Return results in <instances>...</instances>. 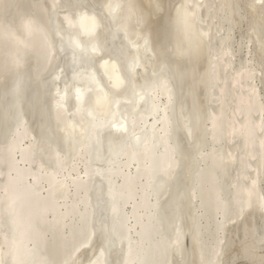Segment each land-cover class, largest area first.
I'll use <instances>...</instances> for the list:
<instances>
[{"label": "bare ground", "instance_id": "bare-ground-1", "mask_svg": "<svg viewBox=\"0 0 264 264\" xmlns=\"http://www.w3.org/2000/svg\"><path fill=\"white\" fill-rule=\"evenodd\" d=\"M93 1L98 5L99 14L88 10H82L80 12L78 11L75 17L60 13V5L58 4V6L57 3L52 1L53 3L50 5L51 7H49L52 15L51 21L53 20L54 15H57L56 19L60 21V25L55 27V37L52 33L53 38L50 39L49 34H46L43 30L41 32L40 30H37L35 31L36 33L33 32L29 34L26 40H12L11 50L13 51L12 59L14 58L15 60V66L13 67L14 70L16 67L18 68V71L25 67L26 59H29L30 56L29 51H33V53H31V59L32 56L36 58V56L40 54L39 58H42V66H39V71L35 72L37 76H40L41 78L43 77L42 80L45 77L40 90L44 89L46 95L44 93L40 97L41 99H38V97L36 98L41 100V102L45 99V103L43 102L42 105H46L45 110H47L48 113L46 116L48 122L46 121V124L49 125L48 130H50L49 134L53 138V142L56 141L63 145L65 149H69L67 153L72 151V156L67 157L70 161H68L67 158L60 157L57 152L53 153V160L56 161V164H54L57 167L56 171L54 170L48 174L43 173L44 171L41 172V169L40 171H35V168H40L39 165L41 163L40 162L38 166L36 165V157L41 154H39L40 150L38 148L40 144L36 142L38 138L35 140V137L32 134L33 130L31 133L30 130H28L29 128L25 124L26 121H24V116L20 118L17 128L14 129L15 136L13 142L10 141V147L7 149L5 148L6 150L0 152L4 154L0 157V181L1 178H3V172H1V170L3 171L1 166L3 163L1 162H4L5 158L11 162L9 171L5 174L8 179L9 185L6 183L8 188L3 195L0 191V241L6 237L5 235H7L6 239H9L10 241V244L7 246H11L10 256L8 257H10L9 259H11L12 264H71L74 260L76 261H74V263H77V260H79L78 257L81 253L85 250L87 251V249L88 252H90L89 250H94V243L99 240H96V231L98 229L102 231L100 233L104 235L108 245L105 243L97 253L96 257L94 255L95 258L88 261L86 264H110V256L114 255V253H116L114 251H119L122 247V264H169V254L173 253L176 256H181L183 251V242L180 237H176L170 245L168 243L166 244L164 235L161 234L160 231V220L157 214L160 211V198L165 195L170 183V186L173 187L180 174V162L176 159L177 150L179 151L180 149L179 143L187 155L191 154L192 146L190 145V140L192 139V136L193 138L196 137V134L193 133L190 126L186 125L187 123L185 124L184 117L180 118L179 113L176 112L177 104L175 96L178 91H181V89H179L180 87L178 86L179 90L177 91L176 86L172 87L168 84L166 77L163 80L159 79L160 81L157 77L160 72L168 71V68L173 70V68L170 67L171 64L169 65L168 63L169 61L166 60L169 59L166 58L168 55H164L166 53H164L160 46V38H162L160 36L162 35L165 25H169L174 36V38L172 37L173 40L175 39V43L173 44V48L175 49L174 57L179 61H185L189 55H192L193 49L195 47L197 48L199 45L198 41L203 42V40L208 39L207 36L204 35L205 31L204 33L201 31L202 26L200 27V25L203 23V20L200 17V10L198 11L200 8L196 9L194 7L196 4L193 3V0H179L177 3H175V0H171L170 2L174 1L175 5L172 3V8L167 11H164L165 4H169V1L166 2L167 0ZM258 1L260 0L254 2V6ZM4 5L6 4L4 3ZM87 7H89V5ZM88 9L90 10L91 7ZM113 12L115 13L114 16ZM62 21H64V24L67 27L69 26L72 28L71 32H67V27H65ZM80 26L81 28L83 27L87 30L91 29L95 32L90 38H82L79 31ZM167 26L165 29L168 28ZM50 28L52 30L55 29L54 27V29L52 27ZM200 38L201 40H199ZM68 40L76 43L74 49L83 54H87L88 52V54H90L89 57L81 60V58L77 57L75 54L67 52L64 48V43ZM45 49L46 51L48 50L47 54H43L45 53ZM110 50H113L111 55L114 56H108V54H105V52H110ZM198 50H200V47ZM195 52L196 49H194L193 52V59H195ZM207 52H209V50ZM205 54L207 53L205 52ZM78 56L82 57L81 55ZM208 56L210 55H207L206 57ZM190 57L191 56L188 58L190 59ZM199 58L200 57L198 56V60ZM89 65L90 70L88 67ZM31 66L33 65L31 64ZM129 68L133 70L132 74H128L127 70ZM180 68L183 69V63ZM63 70L66 72H63ZM175 70L176 69L174 68L173 75L175 74L177 77L178 75L176 73H178L179 69H177L178 71L176 70V72ZM183 70H186V68ZM257 71L258 70L256 69V72ZM96 72L98 73L97 77L94 75ZM64 73V85H61L60 80ZM21 74L23 75L24 73ZM184 75L186 77V74ZM24 76H20V73L18 72L17 78L15 76V86L20 85L21 83L23 88L24 82L29 78H25ZM35 76L33 77V80L36 81ZM182 77L183 80H180V78L178 80L177 78L180 83L176 80V84L183 85V87L186 84L185 87H188L187 83L181 84V82H186L187 79L184 76ZM174 79L176 78L174 77ZM251 81L253 80L251 79ZM6 88H8V86H6ZM14 90L16 89H13L12 91ZM37 91L36 93H38ZM251 91L254 93L253 89ZM17 93L14 94L16 95ZM36 93L34 91V94ZM144 95L148 96V98H144ZM17 97L15 100L19 99L21 96ZM161 97L162 99L165 98L166 101L162 107L159 105ZM29 98L31 97L29 96ZM87 98L88 101L84 113L83 107ZM25 99L27 98L25 97ZM20 101L18 102V105H20ZM31 102V104L36 103V101ZM41 102L39 101L40 104L38 105L42 106ZM251 102H253L252 105L254 107L258 108V106H255L256 104L254 105V101ZM21 103L24 104L23 101ZM258 104H260V102H258ZM11 105L13 106V104ZM26 105L27 103L25 106ZM245 105V107L249 106L248 104ZM252 105L245 110V112L247 111L246 115L248 118L249 113L253 112L250 111V108L253 107ZM261 105L263 107V104ZM17 107L20 108V106ZM198 107L200 108L201 105ZM9 108L12 107L10 106ZM18 110L16 111L20 114L21 110ZM185 110L186 109H184V111ZM33 111H35V109H33ZM256 111L261 112L262 110L258 109ZM240 113L241 112L238 114ZM45 114L43 115L45 116ZM34 116L35 115L32 117ZM259 116H261V114ZM178 117L181 122V127L177 124L178 120L176 119ZM220 118L218 120L215 118L211 124V131L213 135L216 136V139L212 142L216 144L220 142V139L217 137H221L219 134L223 123L219 121ZM150 119H153V123L151 124H149ZM241 119H243V117ZM247 122L245 125H247ZM126 123L130 124L131 128L129 130H127ZM4 124L7 125L8 123L6 124L5 122ZM259 125H261V123ZM262 126L252 129L253 132L249 131L250 135L252 134V137L246 134L248 131L247 129H244V131L247 132H243L246 136H249H247L248 139H246L247 143L250 138H253L254 133L256 134L258 131L264 130ZM110 127L113 129L109 134H101L104 129ZM242 128H239L238 126V129L232 132L231 135H242V133H240V131L242 132ZM46 135L48 136L47 133ZM258 135L259 134H257V137ZM258 139L259 138L255 140ZM28 140H30L32 144L25 148L24 144L28 142ZM173 140L175 142L174 144ZM250 143L251 141L249 142V145ZM42 148L43 146H41V149ZM106 148L108 149L107 151ZM247 150H249V147ZM158 151H160L159 155ZM19 155H21V159H18V157H20ZM211 155H208L209 157L203 156L202 158V161L206 163L205 165L207 168L196 173L197 179L195 181L196 185H194L193 192L194 195L199 194V198L201 195L203 196V198H200L204 204H201V207L206 208L207 214L211 213L213 215L212 210H214V212L218 210L219 213L221 212L224 216L223 219H226L229 215L228 209L231 206L229 205L231 202H225L222 199L220 200V191L218 188L219 181L217 180L220 179L222 173L219 175L216 172L217 168L220 167L218 165L220 161L217 156H214L215 154ZM253 158L251 159L253 160ZM122 159H126L127 162L120 163ZM234 159L235 158H233V160ZM240 160L241 162L243 161L241 158ZM79 162L85 164L86 169L84 173H78ZM135 162L138 165L135 173L129 175L122 172L123 168L129 169ZM65 169H68V174L64 173L65 175L62 176V181H59V179H57L58 172H62L63 174ZM74 171H77L78 173L76 177L72 174ZM13 172H15V174ZM120 176L123 177V182L121 185H117L116 179ZM33 177L35 180L31 181ZM256 178L255 180H257ZM142 179L145 181L144 183H141ZM44 183H48L50 186V189H47V194L43 193ZM159 183H162V185H159ZM63 185L67 188L65 191L69 190V192L71 190L70 188L73 187L76 194L84 190V198L78 201L82 202L83 209L78 211L75 204L69 205L68 201H64L65 203L62 204L60 203L62 196H65L60 192L62 191L61 189L65 188H59L61 191L57 196L59 199L61 198L60 200L54 198L56 194L54 195L53 192L57 191V188L62 187ZM139 185H141V201L135 203L132 215L131 217H128L124 214V206L129 203V200L134 199L133 197L136 194ZM255 189V187H249L247 189L249 191L246 190V197L240 206L241 210L239 211H245L254 205V201L252 200L256 195ZM69 192H67L68 195ZM67 193L65 192V194ZM60 194L61 197L59 196ZM151 194L155 195V202H150ZM65 200H67V195ZM212 207L214 208L212 209ZM210 210L212 212H210ZM151 212L154 213L151 214ZM207 214L205 212V216ZM50 215H52L51 220L49 218ZM131 218L134 220L133 226L129 224V219L131 220ZM206 219H208L207 216ZM208 221L210 222L211 220L208 219L207 222ZM223 224H225V222L218 225V231L223 228ZM66 225L68 226L70 233L68 237H66L67 235L65 234V236H63L64 238L57 243V246L55 244V247L51 244L50 237L56 239L57 237L59 238L61 235H64L63 231L65 230ZM208 226H210V224H207V227ZM136 227H139V229ZM207 227H205V232L209 230H207ZM4 228L7 229L8 234H3L5 232L3 231ZM133 230L138 237H133ZM202 234V228H198L196 233L192 236L193 244L199 253L204 255L206 249L209 247L205 245L206 242L202 244L204 241L200 243V240L204 239H201ZM79 237L83 239L80 242L76 240ZM73 241L75 244H72L73 249L70 255L62 260V262H54V253L61 248L66 249V244L71 246L69 243ZM114 241L116 244H114ZM59 246L61 248H59ZM4 247V244H2L0 248V264H3V257H5L3 256V252L5 251L3 250ZM205 247L207 248L205 249ZM54 248L56 249L55 251H53ZM6 249L8 248L6 247ZM111 251L113 254H111ZM5 253L8 252L5 251L4 254ZM86 253L87 252H85V254ZM7 255H9V253ZM118 255L121 254L119 253Z\"/></svg>", "mask_w": 264, "mask_h": 264}, {"label": "rangeland", "instance_id": "rangeland-1", "mask_svg": "<svg viewBox=\"0 0 264 264\" xmlns=\"http://www.w3.org/2000/svg\"><path fill=\"white\" fill-rule=\"evenodd\" d=\"M52 1L57 3V5L59 4L60 6L59 5L58 6L61 7L59 8L60 13L62 14L64 13L67 16L75 17L78 11L80 12L82 10H88V11L96 12L99 14L98 5H96V2L93 0H59V1L52 0ZM52 1L51 0H1L0 1L1 3L0 4V29H1L0 30V37H1L0 38V59H1L0 61V110H1L0 111V144H1L0 152L10 147L11 142H13V139L15 136L14 129L17 128L18 123L20 122V118L25 116L24 121L28 123L27 124L25 122V124L29 128L28 130H30V133L33 130L32 134L35 137V140H37L38 138L36 142L40 144L38 148L40 150L39 154L41 153L40 154L41 156L37 155L36 165L38 166V164L41 162L40 165L42 164L43 166L39 165L40 168L38 167L35 168V171H40L41 169V172L44 171L43 173H46V174L53 172L54 170L55 171L57 170L56 165H54L56 164V161L53 160V153L57 152V154H59L60 157L67 158L68 156H72V151L67 153L69 149H65L63 145H61L60 143L56 141L53 142V138L49 134L50 133V130H48L49 125L46 124V121L48 122V120L46 119V116L48 115V113H47V110H45L46 105L44 106L42 105L45 99L43 102H41V100H38V99H41L40 97L44 93L46 95V92H44V89L40 90L41 85H43L42 83L45 80V77L42 80L43 77L41 78L40 76H37L35 72V71H39L40 67L42 66L41 65L42 58L41 57L39 58L40 54L38 53L39 55L36 56L37 60L34 56H32V59H31L30 58L31 53H33V51L32 52L29 51L30 56H29V59L28 58L26 59L25 67L23 66L24 68H21L23 71L22 72L21 69L18 71L17 67L15 68V70L13 68L15 66V60L14 58L12 59L13 51L11 49H12L13 39L14 40L15 39L26 40L29 34L37 30L38 31L40 30V32L43 30L46 34H49L50 39L53 38V36L55 37V34H54L56 30L55 27L60 25V21L56 19L57 15H54L53 20L51 21L52 15L50 13L49 7H51L50 5H52L53 3ZM170 1L171 0L166 1L169 3L168 4L169 7L168 5L165 4L164 11L170 10L172 8L171 7L172 3L173 5H175V3H177V1L179 0H175L176 1L175 3L174 1L172 2ZM193 1H194L193 3L196 4L194 7L196 9L200 8L198 9V11L200 10L199 12L202 14V15L200 14V17L203 20V23H201L200 25V27L202 26L201 31L203 33L205 31L206 34L204 33V35L207 36L208 38L206 40L202 39L203 42L198 41L199 45L197 46V48L196 47L194 48L196 49V52L194 54L195 59H193L192 57L193 52H194L193 48H192L193 49L192 55H189L191 56L190 59L188 58L189 56L185 59V61L188 64L184 60L179 61L174 57L175 49L173 48L174 47L173 44L175 43V39L173 40L174 36L172 34V31L170 30L169 25L164 26V30L162 31V35L160 36L162 37L160 38L161 49L164 51V53H166L164 54L165 56L168 55L166 58H169V59H166V60L169 61L168 63L169 65L171 64L170 67H172L173 70L172 69L170 70V68L167 67L168 71L160 72L157 78L158 80L159 79L163 80L166 77V81H168V84H170L172 87L176 86L177 91L179 89L183 91V92L178 91L176 93V96H175L176 97L175 100L177 104L176 112L179 113L180 118L184 117L183 119H185L184 120L185 124L187 123L186 125L190 126V128H192L193 130V133L196 134V137L193 138L192 136V139L190 140L191 142L190 145L192 146L191 154L187 155L186 152L183 150L181 144L179 143L180 149L179 151L177 150L176 159L177 161L180 162L179 164H180L181 170H180V174L178 175V178L175 184L173 185V187L170 186L171 185L170 183L168 190L165 192V195L162 196L159 200L160 211L157 215L159 216V220H160V231H161V234L164 235L166 244L168 243L169 245L171 242L175 240L176 237L182 238V242H183L182 254L181 256H176L173 253L169 254V258H168L169 264H264V248H263L264 247V204H262L264 203V169H263L264 168V152H263V149H264V143H263L264 142V130H263L264 129V125H263L264 124L263 123L264 122L263 121L264 120V114H263L264 113V0L258 1L259 3L257 2L256 4L257 6L256 5L254 6V2L256 0H202V1L193 0ZM4 3L6 5H4ZM88 5L89 7H87ZM90 7L91 9L89 10L88 8ZM62 22L64 24V21ZM50 23L52 24V26ZM166 26L168 28L165 29ZM50 27L52 28L54 27L55 29L53 28L54 30H52ZM65 27L67 26L65 25ZM52 33H53V36H52ZM199 40H201V38ZM199 47H200V50H198ZM207 49L209 50V52H207L208 51ZM47 51L45 49V53L43 54H47L48 53ZM112 51L113 50H110V52H105V54H108V56H110ZM205 52L207 54H205ZM207 55H210V56L206 57ZM111 56H114V55H111ZM198 56L200 57L199 60H198ZM28 62L31 63L33 66H31V64H29ZM182 63H183V69L186 68V70H183L182 68H180V66L182 67ZM214 64H215V67H214ZM174 68L176 70L179 69V71L177 70L178 73H176L178 75L177 77L175 74L173 75ZM256 69L258 70L257 72H256ZM181 71H184L185 73ZM18 72L20 73V76L25 75L24 76L25 78L29 77L28 78L29 80L27 79L26 82H24L25 80L23 79L24 84L27 83L26 85L23 84V88L20 82H19L20 85L15 86ZM21 73H24V74L22 75ZM183 73L186 74V77ZM180 74L184 76L185 78H187L186 82H181V84L187 83L188 87H185L186 84L184 87L183 85H180L178 83L176 84V80L179 76H180L179 77L180 80H183V77ZM33 75L35 76L36 81L33 80V77H34ZM174 77L176 79H174ZM247 77H248V80H247ZM251 79L253 81H251ZM178 82L180 83V81ZM245 82H246V85H245ZM4 85L8 86V88H6V86ZM3 86H4L5 91L3 89ZM178 86L180 87L179 89H178ZM245 86H247L248 88ZM186 88H187V91H186ZM13 89H16V90L12 91ZM252 89L254 90V93L253 91H251ZM18 90L19 91L21 90V91L19 92ZM34 91L35 93L36 91L38 93L34 94ZM14 93H17V94L15 95ZM35 95H38V96H35ZM17 96L19 97L21 96L20 97L21 99L19 98L21 101L19 99L15 100ZM29 96L31 98H29ZM25 97L28 100L25 99ZM36 97H38V99ZM11 98H14V99H11ZM160 100L162 102L160 101L159 105L160 107H162L166 101H165V98L162 99V97ZM19 101H20L19 103L20 105H18ZM22 101L24 104L21 103ZM31 101H34V102L36 101L37 104L34 102H33L34 104H31L32 103ZM39 101L41 102L42 106L38 105L40 104ZM251 101H254V105L256 104L255 106H258V108L254 107L252 105L253 102ZM257 101L260 102V104H258ZM26 103L27 105L25 106ZM11 104H13L14 107ZM245 104H248L249 106L250 105L253 106L252 107L253 110L252 108H250L251 109L250 111H253V112L252 113L248 112L249 118L246 115L247 111L245 112L246 108L249 106L245 107L246 106ZM261 104H263V107ZM36 105L38 108L36 107ZM200 105L201 107L199 108L198 106ZM10 106L12 108H9ZM17 106H20V108L21 107L23 108L20 109ZM183 107L187 111L186 110L184 111ZM16 108L20 109L21 111ZM33 109H35V111H33ZM258 109H261L262 111L257 112L256 110ZM16 110L20 111V114ZM239 112L241 113L238 114ZM43 114H45V116ZM257 114L259 115L261 114V116ZM33 115L35 116L32 117ZM242 117L243 119H241ZM215 118L217 120L220 118L219 121L223 123L222 129L219 134V136H221L222 138L217 137L220 139V142L217 143L218 145L216 143H213L214 140L216 139V136L213 135L211 131L212 130L211 124ZM176 120H178L177 124H181L179 117ZM5 122L6 124L7 123L8 124L5 125L4 124ZM246 122H247V125H245ZM39 123H40V126H39ZM151 123H153V119L149 120V124ZM260 123L261 125H259ZM238 126L239 128L243 127L242 132L240 131L242 135L241 134L240 135L238 134L237 136L236 135L233 136L234 134L231 135L232 132L238 129ZM258 126H262L263 131L260 130L258 131V133L256 134L254 133L253 138L252 139L250 138L247 143L246 142L247 141L246 139H248L247 136L252 135V134L250 135L249 131L253 132L252 129ZM39 129L41 130V132ZM244 129L245 130L247 129L248 133H246L247 131L245 132ZM243 131L248 135L246 136V134ZM45 132L48 134V136L46 135ZM257 134H259L258 137H257ZM46 136L49 137L50 139L47 138ZM45 137L47 138V140ZM257 138L259 139L255 140ZM250 141L251 143L249 145ZM174 143L175 142L173 140V144ZM31 144H32L31 141L28 140V142L24 144L25 148L31 146ZM41 146H43L42 149H41ZM248 147H249V150H247ZM247 151H248V154H247ZM43 152L46 154H44ZM2 154L3 153H0L1 155L0 157L4 155ZM159 154H160V151H158V155ZM211 154H215L214 156H217V158H219V161H220L219 162L220 164L218 163L220 167H218L216 171L219 175L222 173L220 179L217 180L219 181L218 188L220 191V200L222 199L225 202L232 203V204L228 203L231 206L228 209L229 215H228V218H226L227 220L223 219L224 216L221 214V212L219 213L218 210H217L218 212L216 211L217 213L214 212V210H212L213 212L210 210V212H212L213 215L211 213H208L209 214L208 215L206 208L201 207L202 206L201 204L203 203L200 198H203V196L201 195V197L199 198L200 195L196 194L197 195L196 196L194 195V192H193V189L195 187L194 185H196L195 181L197 179L196 173L202 169L204 170V168H207L205 165L206 163L202 161V158L203 156L206 157ZM220 155L222 158L220 157ZM19 156L20 157H18V159H21V155ZM253 157H255L256 159ZM233 158L235 159L233 160ZM240 158L243 160L242 162ZM251 158H253V160ZM68 161H70V159H68ZM125 162H127L126 159H122L120 161V163H125ZM1 163H3L1 165L3 169V171L1 170V172H3V178H1V181H0V189H1L0 191L3 195L8 188L7 187L8 179L5 176V174L8 173L11 162L6 160L5 158L4 162H1ZM78 166H79L78 173H84L86 169L85 164L82 162H79ZM131 166L129 169L123 168L122 172L124 174H129V175L135 173L138 167L137 163L135 162ZM231 168L232 170L233 169L234 170L232 171ZM236 170L239 172V174ZM67 171L68 169H65L63 171V174L62 172H58L59 174H58L57 179H59V181L60 180L62 181V176L65 174H68ZM13 173L15 174V172ZM78 173L77 171L72 172L74 177H76ZM255 178L257 180H255ZM143 179L141 183L145 182L144 181L145 179L144 180ZM33 180H35L34 177L32 178L31 181ZM122 182H123L122 176L116 179L117 185H121ZM159 185H162V183H159ZM63 186L58 187L57 188L58 190L53 192L54 195L56 194L57 196L59 192L62 190L60 193L65 195V196H62V199L64 197L63 201L61 198L60 200L58 196L57 197L55 196L54 198L60 200L61 202L60 201L59 202L61 204L67 201L69 205L75 204L78 211L83 209L82 202H78V201L84 198V190L76 194L73 187L70 188L71 190L69 192V190L65 191L67 188H65V185ZM139 186H138V190L136 189L137 191L133 197L134 199L129 200V203L126 206H124V211H125L124 214L128 217H131L132 212H133V206L135 205V203H138L139 201H141V185ZM249 187L256 188L255 189L256 195L252 200L254 201V205L245 211L244 210L239 211L241 210L240 206L242 205L246 197L245 192L249 191L247 190ZM59 188L60 189L65 188V189L59 190ZM2 189H3V192H2ZM47 189H50V186L48 183H44L43 193L47 194ZM65 192L66 193L69 192V195L68 193L65 194ZM66 195H67V200H65ZM59 196L61 197V194ZM152 196L150 197V202H155L156 197L154 194ZM213 208L214 207H212V209ZM209 209H208V212H209ZM64 211H65V208H64ZM205 212L207 214L206 216L208 217V219L211 220L210 222L208 221L209 223L207 222L208 219H206ZM153 213L154 212H151V214ZM49 218L51 220L52 215H50ZM97 219H98V216H97ZM69 222H70V219H69ZM224 222L226 225L223 224V228L218 231V225ZM129 224L133 226L134 220L132 218L131 220L129 219ZM207 224H210V226L207 227ZM66 227H65V230L63 231L64 235H61L59 238L57 237L56 239H54V237H50L52 245L55 246L56 244L57 246V243L61 241V239L64 238L63 236H65V234L67 235L66 237H68L70 230H68L67 225ZM205 227H207V230L209 229L206 232H205L206 230ZM198 228H202L203 234L205 232V234L204 235L202 234V237H201V239L203 238L204 239L200 240V243L204 241L202 244L206 242L205 245L209 247V248L205 247V249L207 248L209 250L206 249L207 252L205 251L204 255H201L199 251L197 250V248L195 247V245L193 244L192 235L196 233V230ZM137 229H139V227ZM3 231H5L3 233L5 235L7 233V229L4 228ZM100 232L102 231H100L99 229L96 231L97 233L96 240L97 239L99 240L97 241L95 240L96 241L95 243L93 242L95 244L93 247L95 248L93 251L89 250L91 254L90 252H88V249L87 251L85 250L83 253L79 255L78 257L79 260H77V263H74L75 260L73 261L74 264H83V263L86 264L88 261H91L92 259L96 257L97 253L101 250V248L103 247L105 243L108 245L106 238ZM5 236L6 237L4 239L2 237L3 240L0 241V242H3V243H0V248L2 244H4L5 247L3 248V250L8 252L9 255H7L8 253H5L7 255L6 256L4 254L5 251L3 252V256H5L3 257L4 259L3 264H12L11 259H9L10 257H8L10 256L11 246L10 247L7 246L10 244L9 243L10 241L9 239H6L7 235ZM99 236L101 239L99 238ZM133 237L134 238L138 237L134 230H133ZM76 240L80 242L83 239L79 237ZM69 244H71V246L66 244V249L65 248L63 249L59 246V248L61 249L58 248L59 250H57L54 253V260H55L54 262H57V261L62 262V260H64L66 257L70 255L73 249L72 244H75V243L73 241ZM114 244H116V242ZM6 247L8 249H6ZM122 248L119 251H114L116 253L110 256V260H109L110 264L111 263L112 264H122L123 262ZM55 250L56 249L54 248L53 251ZM85 252L87 253L85 254ZM119 253L121 255H118ZM111 254H113V252ZM84 259L85 260L87 259V260L85 261Z\"/></svg>", "mask_w": 264, "mask_h": 264}, {"label": "water", "instance_id": "water-1", "mask_svg": "<svg viewBox=\"0 0 264 264\" xmlns=\"http://www.w3.org/2000/svg\"><path fill=\"white\" fill-rule=\"evenodd\" d=\"M115 15V13L113 12V16ZM79 31H80V35H81V37L82 38H85V39H87V38H90L93 34H94V30H87V29H84L83 27L81 28V26L79 27ZM71 30H72V28L71 27H67V32L69 33V32H71ZM64 48H65V50L67 51V52H69V53H73V54H75L77 57H79V58H81V60L82 59H86V57L88 58L89 57V55L90 54H88V52H87V54H83L82 52H79L78 50H76V49H74V46H76V43L75 42H72V41H67V42H65L64 43ZM79 53H81V54H79ZM78 55H81L82 57H80V56H78ZM89 67V70H90V65L88 66ZM128 71V74H132L133 73V70H131L130 68L127 70ZM63 72H66L65 70H63ZM96 77L98 76V73L96 72L95 74H94ZM64 78H65V73H64V75L62 76V78H61V80H60V84L61 85H64L63 84V80H64ZM144 98H148V96H146V95H144L143 96ZM87 101H88V98L86 99V101H85V103H84V113H85V111H86V109H85V107H86V104H87ZM86 118V117H85ZM125 122V121H124ZM180 125V127H181V124H179ZM126 126H127V130H129L131 127H130V124H128V123H126ZM113 127V126H112ZM112 127H110V128H108V129H104L103 131H102V135H107V134H109L110 132H111V130L113 129ZM129 133V132H128ZM130 134V133H129ZM108 148V147H107ZM106 148V151L108 150ZM36 182V181H35ZM99 186H101V185H99Z\"/></svg>", "mask_w": 264, "mask_h": 264}]
</instances>
